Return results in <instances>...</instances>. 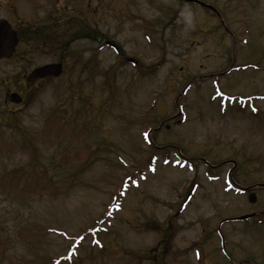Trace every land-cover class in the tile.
Listing matches in <instances>:
<instances>
[{"label":"rangeland","instance_id":"1","mask_svg":"<svg viewBox=\"0 0 264 264\" xmlns=\"http://www.w3.org/2000/svg\"><path fill=\"white\" fill-rule=\"evenodd\" d=\"M98 1L0 61V264H264V0Z\"/></svg>","mask_w":264,"mask_h":264},{"label":"flooded vegetation","instance_id":"2","mask_svg":"<svg viewBox=\"0 0 264 264\" xmlns=\"http://www.w3.org/2000/svg\"><path fill=\"white\" fill-rule=\"evenodd\" d=\"M15 1L16 0H7L5 3L3 2L5 5H8V6H0V10L5 8L11 14H2L0 15V19H5L9 22V24L15 30L19 42L36 43V42H40V40L42 39L43 41H49V42L56 43V41L59 38H61V36H59L60 34H57L56 30L57 29L59 31L62 30L63 23H64L62 21L64 18V13L58 7L59 5L64 4L65 0H54L53 1L54 3H51V6L55 11H59L58 12L59 16H57L56 18H53L51 13H49L47 15V21H45L43 18L41 21L37 19L38 23L34 22L33 24L37 28L31 27L30 25H28L29 22L21 26H19L20 24H17L21 16L17 12L14 11ZM25 1L30 2V0H25ZM32 2L35 3V4L30 3L32 6V9H36L38 7L37 0H32ZM98 3L100 4L101 1L99 0L96 4L98 5ZM33 20H36V19H33ZM43 21L46 22L47 24L43 25ZM48 30L50 31L49 33L50 35L47 33Z\"/></svg>","mask_w":264,"mask_h":264},{"label":"water","instance_id":"3","mask_svg":"<svg viewBox=\"0 0 264 264\" xmlns=\"http://www.w3.org/2000/svg\"><path fill=\"white\" fill-rule=\"evenodd\" d=\"M186 3H194L200 7L208 8L213 12L215 9L199 0H182ZM17 45V38L15 32L11 29L10 25L3 19H0V60L9 59ZM62 73V65L59 63L45 64L34 68L25 78L26 83H33L36 80L46 77H58ZM11 103L18 104L21 102V97L17 93L9 94ZM249 202H255V195H249ZM253 214L243 215L237 217V220H243L251 217Z\"/></svg>","mask_w":264,"mask_h":264},{"label":"trees","instance_id":"4","mask_svg":"<svg viewBox=\"0 0 264 264\" xmlns=\"http://www.w3.org/2000/svg\"><path fill=\"white\" fill-rule=\"evenodd\" d=\"M20 128H21L20 126H17V125L14 126V130H15V132H16L17 134H19V135H21L22 132H23V130H21ZM23 133H24V132H23ZM168 236H169V232H168V230H166V231L163 233V239H162V240H163V243H166V242L168 241ZM160 241H161V240H160ZM58 260H59V261H66V255L59 257Z\"/></svg>","mask_w":264,"mask_h":264}]
</instances>
